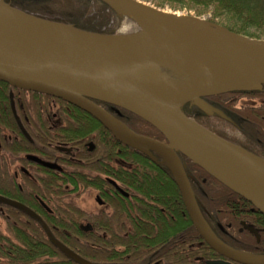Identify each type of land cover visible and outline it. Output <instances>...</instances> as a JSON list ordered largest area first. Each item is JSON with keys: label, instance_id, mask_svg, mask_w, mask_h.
I'll list each match as a JSON object with an SVG mask.
<instances>
[{"label": "water", "instance_id": "1", "mask_svg": "<svg viewBox=\"0 0 264 264\" xmlns=\"http://www.w3.org/2000/svg\"><path fill=\"white\" fill-rule=\"evenodd\" d=\"M102 1L143 30L115 34L86 31L0 0V81L74 105L99 121L120 143L154 162L161 157L173 174L193 227L227 259L210 264H264V255L236 250L213 232L181 159L191 160L264 215V183L243 170L253 164L264 167V159L212 132L182 109L192 103L207 115L228 119L205 98L262 90L264 39L142 0ZM167 67L199 72L210 81L177 85L167 78ZM98 102L142 118L166 141L133 131ZM0 203L40 219L22 202L0 195ZM46 230L51 243L67 258L77 264H100L77 254Z\"/></svg>", "mask_w": 264, "mask_h": 264}, {"label": "trees", "instance_id": "2", "mask_svg": "<svg viewBox=\"0 0 264 264\" xmlns=\"http://www.w3.org/2000/svg\"><path fill=\"white\" fill-rule=\"evenodd\" d=\"M150 1L157 7L192 11L198 16L209 13L212 21L249 37L264 35L260 33L264 32V0ZM13 6L96 33L115 34L120 22L128 19L102 0H13ZM9 93V84L0 81V125L15 127L10 109L5 108ZM231 93L263 94L264 85L260 91L227 94ZM61 102L66 111L77 112L81 120L75 124L67 123L63 130H59V137L73 144L88 137L94 142L95 149L86 156H79L82 162H67L69 168L61 179L55 174L34 179L27 173H31L30 169L15 176L10 167L14 161L28 167L30 162L15 158L16 153L20 150L41 152L39 144H46L49 141L47 136L51 134L46 130L32 135L33 146L38 149L32 147L26 138L1 142L0 195L27 205L40 219L0 203L1 210H4L0 217H4L15 239L12 241L13 238L0 231V264H77L51 243L46 229L77 254L100 264H146L159 257L165 264H198L195 255L201 253L197 243L202 238L193 227L173 174L162 158L158 157V162L152 161L144 153L120 143L88 113ZM98 103L104 107L108 105ZM188 105L182 109L191 116ZM120 110L123 114L118 119L133 131L165 141V137L151 124ZM38 112L39 107L36 114ZM197 121L203 124L200 119ZM41 126L39 128H43ZM181 158L188 174L209 175L187 158ZM201 183L203 190L209 193L203 198L208 212L204 216L207 223L211 214L220 223L233 224L238 240H222L234 249L263 254L264 239L257 242L248 232H239L238 211L233 207L232 197L215 194L229 193L230 190L216 181ZM88 188L99 194L106 205L105 211L88 213L75 204L72 197L81 195ZM85 225H91L92 229L84 230Z\"/></svg>", "mask_w": 264, "mask_h": 264}, {"label": "flooded vegetation", "instance_id": "3", "mask_svg": "<svg viewBox=\"0 0 264 264\" xmlns=\"http://www.w3.org/2000/svg\"><path fill=\"white\" fill-rule=\"evenodd\" d=\"M5 1L13 6V0ZM15 91L16 93L14 94ZM205 100L214 107L220 109L228 119H224L216 114L207 115L192 103H189L188 105L191 113V116L189 117L193 118L195 121L200 119L203 122L202 125L212 132L227 139L228 141L240 145L246 150L264 159V93H226L207 97ZM7 101L8 104L5 105V108L8 107L10 109L16 126L13 127L12 125L10 127H6L0 125V159L3 154L1 142H13L14 139L22 140L26 138L30 142L31 146L35 147L33 146L34 138L32 135L39 133V131L44 133L46 130L49 134H51L50 136H47L49 141L46 144H39V147L42 148L40 149L41 152L20 150L16 153L15 158L24 159L25 161H29L30 164L28 167H24V164L19 165V163H17L18 161H14L12 167L10 168L15 176H18V172H27V170L30 169L31 173H27L33 176L34 179L40 176L47 177L50 174H55L61 179L63 174L66 172V168H69L67 162H82L83 160L80 159L79 156H86L94 151L95 144L92 140H89L88 137L75 142L78 144L65 142L62 140L63 138L59 137V130H63L67 123L75 124L81 120V117L78 116L77 112L66 111L64 109L65 105L61 102L62 100L60 101V99L52 96H36L33 95L32 91L15 89L10 86V93L7 96ZM37 107L40 108V112L36 114ZM102 107L117 118L123 114L120 108L116 106L108 104L107 107ZM17 119L20 120L23 128L20 127ZM35 124H38L40 127L43 125V128H39V126H36ZM26 148L29 149L27 144ZM35 149H38V147H35ZM11 159L13 160V154H11ZM41 167L42 169H40ZM188 176L201 212L203 216H206L205 212H207V210L203 205V198L207 197L209 193L203 190L201 182H220L210 175L206 177L196 176L189 173ZM83 194L84 193L81 195ZM215 194L225 196L229 195L230 198L232 197L230 200L233 201V207L238 211L237 219H239L240 223V227L238 229L239 232H248L256 238L257 242L264 239V215L260 211L232 190H230L229 193L225 191ZM97 200L99 204L104 207L99 212L105 211L106 205L99 197V194L97 196ZM99 212L91 213L97 214ZM207 220L214 233L221 240H238L233 224L220 223L214 219L211 214L207 217ZM88 226H90V228ZM83 229L91 230L92 226L85 225L83 226ZM197 244L201 249V253L195 255V259L198 264H210L211 261L227 260L225 257L215 252L203 239ZM204 244L207 247L204 246ZM262 245H264V242ZM261 255H264V253ZM151 259H154V257ZM146 264H165V261L159 257L153 262L149 261ZM232 264L240 263L232 262Z\"/></svg>", "mask_w": 264, "mask_h": 264}, {"label": "rangeland", "instance_id": "4", "mask_svg": "<svg viewBox=\"0 0 264 264\" xmlns=\"http://www.w3.org/2000/svg\"><path fill=\"white\" fill-rule=\"evenodd\" d=\"M142 1L150 3L152 5H155L150 0H142ZM160 8L165 9L167 11L179 12L182 14L197 15V14H195V12H192V11L173 10L172 8H169L168 6H164V7H160ZM200 17L205 18L207 20H211V15L209 13H207L205 15H200ZM216 23L220 24L219 22H216ZM141 30H143V27L140 24H138L136 21L123 19L120 22L119 26L117 27L116 32L117 33H133V32H138ZM260 33L264 34L263 31H260ZM258 39H264V35L260 36V38H258ZM167 69H170V68L169 67L165 68V74H166L167 78L170 80L171 75H169V70H167ZM188 85H190V84H188ZM188 85H183V86H188ZM83 193L84 194L81 196L79 195V196H73L72 197L77 206H80L81 208H83V210H85L88 213L99 212L102 208H104L103 206H101L99 204V202L97 200L98 193L94 189L88 188L85 191H83ZM2 211H4V210H1V208H0V212H2ZM0 231L3 232V234L6 235L7 237H11V239L13 238V236L11 234V230L9 229V226H8L6 220L2 216L0 217ZM13 241H15L14 238H13Z\"/></svg>", "mask_w": 264, "mask_h": 264}, {"label": "bare ground", "instance_id": "5", "mask_svg": "<svg viewBox=\"0 0 264 264\" xmlns=\"http://www.w3.org/2000/svg\"><path fill=\"white\" fill-rule=\"evenodd\" d=\"M167 70H169V75H171L170 82H173L177 85H195L210 81V79H207L206 77L202 76V74H200L199 72L197 73L180 68H170ZM243 170L264 183V167H262L261 165H249L243 167Z\"/></svg>", "mask_w": 264, "mask_h": 264}]
</instances>
